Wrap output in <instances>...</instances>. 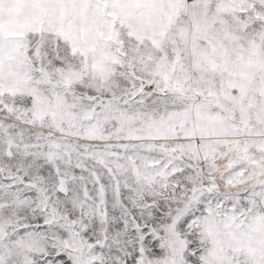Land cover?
I'll use <instances>...</instances> for the list:
<instances>
[{
	"label": "snow or ice",
	"instance_id": "obj_1",
	"mask_svg": "<svg viewBox=\"0 0 264 264\" xmlns=\"http://www.w3.org/2000/svg\"><path fill=\"white\" fill-rule=\"evenodd\" d=\"M0 264H264V0H0Z\"/></svg>",
	"mask_w": 264,
	"mask_h": 264
}]
</instances>
